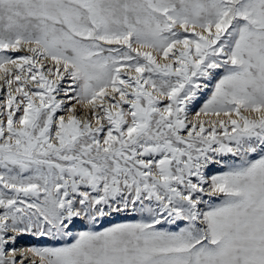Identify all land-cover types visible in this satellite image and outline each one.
<instances>
[{"label":"snow or ice","instance_id":"1","mask_svg":"<svg viewBox=\"0 0 264 264\" xmlns=\"http://www.w3.org/2000/svg\"><path fill=\"white\" fill-rule=\"evenodd\" d=\"M0 81V264H264V0H0Z\"/></svg>","mask_w":264,"mask_h":264},{"label":"rangeland","instance_id":"2","mask_svg":"<svg viewBox=\"0 0 264 264\" xmlns=\"http://www.w3.org/2000/svg\"><path fill=\"white\" fill-rule=\"evenodd\" d=\"M147 50V49H145ZM11 55H13V57H18L20 55H27L29 53H27L26 50H22L20 52H16V53H10ZM159 62H163L162 58L158 57ZM223 75L222 70H218V74L215 76V78L212 81H203L201 80V83H207L208 84V88L204 89V91L198 95V98L196 101H194L192 104H190L188 106V119L189 120H196V119H203L205 121H209V120H215L217 119L216 117L212 116H203L201 115L199 118H197L195 116V113L197 111L200 110V108L203 106V104L210 98L211 93L214 89V85L216 83V81L220 78V76ZM51 78V77H50ZM71 83L70 80H68L67 78L63 81H60L61 87L63 88H67L69 86V84ZM74 87V85H73ZM7 85L4 84L3 81H0V102H3L6 97H7ZM73 93H69V95H72ZM57 99H65L66 98L63 96V93H61L60 95L57 96ZM73 104H75V101H71L68 106L71 107ZM163 106V105H161ZM76 114L79 118H84V114H85V109H83L80 105H76ZM21 113H17V115H20ZM69 113L63 111V110H59L57 115L58 116H65V118H67V115ZM246 116H249V118H255L256 114L253 112H245L243 113ZM0 118H4V117H0ZM223 118V117H221ZM233 118H236L235 116H233ZM206 127H208V125H205ZM184 135H186V133H182ZM251 158H258V156H256L255 154L252 155ZM234 158L231 157V155L225 156L223 158V160L227 163H230ZM223 171H227V168L224 166V164H212L208 167V169H206V174L208 176L211 175H215V174H219ZM205 199H208L207 196H205ZM213 204L219 203L220 200L216 197H213L210 201ZM0 211H2V209H0ZM141 217L138 213H132V212H122L119 214H114L111 217L102 219L96 226L95 229L96 230H102L103 228L106 227H110L113 224L116 223H127V222H135L137 220H139ZM78 227H82L78 224ZM175 230V229H174ZM21 237L23 238V240H20V242H18V244H14L13 242H10L8 245H6L5 247V251L6 253L11 252L12 249H16L17 246L19 244L23 245L22 247H24V249H28L31 247H37V248H43V247H60L62 246L65 241L64 240H60V239H53L51 237H47V236H35L32 235L30 233H25V234H20ZM19 235V236H20ZM17 238V237H16ZM18 240V238H17ZM16 241V240H15ZM67 242H71L70 240ZM16 246V248H15ZM26 254L24 255L23 258H21L20 256H16V260H17V264H19V262L21 260H23V264H32V261L35 260L36 264H39V258L38 257H34L30 252H28L26 250ZM22 253V252H21ZM23 254V253H22ZM32 256V257H31ZM29 257V258H28ZM19 258H21V260H19ZM25 258V259H24ZM27 258V259H26ZM34 258V259H33ZM38 258V259H37Z\"/></svg>","mask_w":264,"mask_h":264},{"label":"bare ground","instance_id":"3","mask_svg":"<svg viewBox=\"0 0 264 264\" xmlns=\"http://www.w3.org/2000/svg\"><path fill=\"white\" fill-rule=\"evenodd\" d=\"M17 238H18V240H17ZM17 238H16V241H15V245L16 244H18V242H20V240H23V238L21 237V235L19 236H17ZM23 245H21V244H19L18 246H17V248H16V246H15V248H16V256H20L21 258H23L24 257V255L27 253L26 252V250L24 249V247H22ZM23 254H22V253ZM32 257V256H31ZM35 257V256H34ZM21 258H19V260H21ZM29 258V257H28ZM25 259V258H24ZM27 259V258H26ZM34 259V258H33ZM38 259V258H37Z\"/></svg>","mask_w":264,"mask_h":264}]
</instances>
